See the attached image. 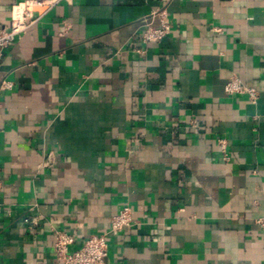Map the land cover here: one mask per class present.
Instances as JSON below:
<instances>
[{"label":"crops","instance_id":"crops-1","mask_svg":"<svg viewBox=\"0 0 264 264\" xmlns=\"http://www.w3.org/2000/svg\"><path fill=\"white\" fill-rule=\"evenodd\" d=\"M0 179V264H58L56 232L75 251L125 205L109 264H264V0L58 3L0 65Z\"/></svg>","mask_w":264,"mask_h":264},{"label":"built area","instance_id":"built-area-1","mask_svg":"<svg viewBox=\"0 0 264 264\" xmlns=\"http://www.w3.org/2000/svg\"><path fill=\"white\" fill-rule=\"evenodd\" d=\"M64 0H24L13 8L9 26H0V65L5 52L15 44V42L32 27L37 25L42 17L52 10L58 3ZM159 26L152 23L143 26L139 41L143 47L158 45L166 40L172 33V26L169 16L165 11L157 13ZM141 49L137 53L141 54ZM13 84L3 81L2 90L12 89ZM227 94H245L249 96L251 102L256 103L258 93L255 89L244 86L238 79L233 78L225 87ZM222 153L226 155L227 144L220 141ZM227 160V157L224 158ZM1 187V179H0ZM1 211V202H0ZM35 224V221H32ZM133 224L132 210L129 205H125L121 211L111 220L110 229L103 235H92L86 239L84 245L71 251L75 244L72 235L58 231L55 233L54 252L58 264H109L108 263V236L118 234L130 228ZM258 224L264 227V220H259Z\"/></svg>","mask_w":264,"mask_h":264}]
</instances>
